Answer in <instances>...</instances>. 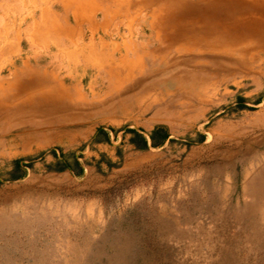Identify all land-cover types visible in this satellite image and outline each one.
Listing matches in <instances>:
<instances>
[{
    "label": "rangeland",
    "instance_id": "1",
    "mask_svg": "<svg viewBox=\"0 0 264 264\" xmlns=\"http://www.w3.org/2000/svg\"><path fill=\"white\" fill-rule=\"evenodd\" d=\"M135 1L56 55L29 35L56 0H0V31L16 25L0 89L30 90L0 102V264H264V30L245 55L211 53L194 40L239 20L236 2Z\"/></svg>",
    "mask_w": 264,
    "mask_h": 264
},
{
    "label": "crops",
    "instance_id": "2",
    "mask_svg": "<svg viewBox=\"0 0 264 264\" xmlns=\"http://www.w3.org/2000/svg\"><path fill=\"white\" fill-rule=\"evenodd\" d=\"M46 3L47 0H42ZM59 4L57 10L48 8L46 5H43L41 8L40 15L37 20H33L30 27V37H31V46L40 48H54L56 55L58 51H63L68 55L72 53H85L87 46L82 47L84 42H101L102 37L99 35V32L105 33L107 35V27L115 21V17H122V15L128 20V18H137V5L135 0H56ZM153 0H142L140 3L144 5H152ZM138 3V2H137ZM113 6V7H112ZM200 7V6H199ZM0 9H3V4H1ZM101 12L102 20L97 21V15ZM181 16V12L179 13ZM174 14V16L178 15ZM72 16L75 20L73 23L65 22V18ZM183 18L187 16V13H182ZM3 16H0L2 19ZM175 18V17H174ZM176 19V18H175ZM64 20V23L62 22ZM134 24V22H131ZM14 25V26H13ZM12 26H3L1 29V35H4L3 41L0 44V54L8 53L13 54L16 52L15 44H11L6 38L10 32L16 30V25ZM87 28L88 33L84 28ZM185 27H188L186 25ZM180 30L178 33H181L185 30ZM168 28L170 25L161 26V29ZM177 28L175 27V30ZM179 29V27H178ZM177 29V31H178ZM13 30V31H12ZM176 33V34H178ZM98 35V36H97ZM104 35V36H105ZM66 45V49H62ZM74 56V55H72ZM164 59V58H163ZM124 66H131L132 70L129 71L130 75H134L136 69L139 67H144L142 61H138L137 65H133L131 61L126 59L122 60ZM137 66V68H136ZM139 67V68H140ZM144 71V68L141 69ZM27 85L24 82H13L7 88L0 89V102H10V106L16 108L19 103L26 99L30 90L27 89ZM13 104V105H12ZM65 126V125H64ZM62 126V127H64Z\"/></svg>",
    "mask_w": 264,
    "mask_h": 264
},
{
    "label": "bare ground",
    "instance_id": "3",
    "mask_svg": "<svg viewBox=\"0 0 264 264\" xmlns=\"http://www.w3.org/2000/svg\"><path fill=\"white\" fill-rule=\"evenodd\" d=\"M173 2H179L181 0H172ZM236 2L239 8L243 12V16L239 20H232V26L217 24V28L212 32L213 43L208 44L207 38H200L194 40L196 45L199 43L202 46H206L211 53H239L245 55V52L249 50L250 45L243 44L244 38L248 37H261L264 30V0H230ZM188 5V4H187ZM185 8V7H184ZM212 8V7H210ZM247 11V12H246ZM206 14V13H205ZM179 16V15H178ZM230 17V16H229ZM228 17V19H229ZM179 18V17H178ZM205 19V18H204ZM227 19V20H228ZM182 20V19H181ZM213 20V19H212ZM192 22V21H191ZM206 22V21H204ZM209 22V21H208ZM211 23V22H210ZM246 23V25L244 24ZM195 24V23H194ZM246 26V30L236 31V28ZM209 26V25H208ZM194 27V26H193ZM205 28V27H204ZM207 28V27H206ZM210 29V27H209ZM200 30V29H199ZM211 30V29H210ZM194 31V29H193ZM207 31V29H206ZM211 32V31H210ZM200 33V32H199ZM203 33V30H202ZM207 34V33H206ZM201 36V35H200ZM209 38V37H208ZM211 39V38H210ZM221 41H220V40ZM187 41V40H186ZM166 44V43H165ZM189 44V43H188ZM193 44V43H192ZM171 45V44H170ZM187 45V44H186ZM258 45V44H257ZM189 46V45H188ZM190 47V46H189ZM199 47V46H198ZM184 49V48H183ZM182 49V50H183ZM204 49V48H203ZM173 49H171L172 52ZM194 50V49H193ZM192 50V51H193ZM198 50V49H197ZM175 51V49H174ZM181 52V51H180ZM193 57V56H192ZM168 58V57H167ZM170 58V57H169ZM187 59V58H186ZM207 59V58H206ZM182 61V60H181ZM206 61V60H205ZM204 61V62H205ZM123 62V61H122ZM124 63V62H123ZM140 63V62H139ZM138 63V64H139ZM210 64V63H209ZM198 67V66H197ZM185 75V74H184ZM44 83V82H43ZM37 85V84H36ZM38 86V85H37ZM54 86H52L53 88ZM41 90V89H40ZM43 90V89H42ZM51 90V89H49ZM53 90V89H52ZM47 93V92H46ZM55 94V93H54ZM65 95V94H64ZM31 97V96H30ZM54 98V97H53ZM41 99V98H40ZM50 100V99H49ZM40 102V100H39ZM45 102V101H44ZM52 107V106H51ZM36 108V107H35ZM31 110V108H29ZM46 109V108H45ZM52 109V108H51ZM39 110V109H38ZM41 110V109H40ZM29 111V110H28ZM7 112V111H6ZM11 112V111H10ZM17 112V111H16ZM20 112V111H19ZM70 112V111H69ZM13 113V112H12ZM2 116V115H1ZM11 117V116H10Z\"/></svg>",
    "mask_w": 264,
    "mask_h": 264
}]
</instances>
